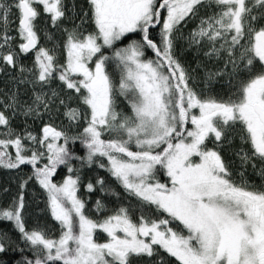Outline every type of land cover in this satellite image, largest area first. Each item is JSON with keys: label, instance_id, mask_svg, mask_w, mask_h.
<instances>
[{"label": "snow or ice", "instance_id": "snow-or-ice-1", "mask_svg": "<svg viewBox=\"0 0 264 264\" xmlns=\"http://www.w3.org/2000/svg\"><path fill=\"white\" fill-rule=\"evenodd\" d=\"M24 166L11 264H264V0H0V170Z\"/></svg>", "mask_w": 264, "mask_h": 264}, {"label": "trees", "instance_id": "trees-1", "mask_svg": "<svg viewBox=\"0 0 264 264\" xmlns=\"http://www.w3.org/2000/svg\"><path fill=\"white\" fill-rule=\"evenodd\" d=\"M195 23V22H194ZM194 23L189 24L188 29H191L194 26ZM153 54L151 51L147 53V56L151 57ZM178 55H180V58L182 61H187L189 63H192L194 66L193 61V53L187 52L183 48H181L178 45ZM121 107H125L123 102L121 101ZM125 111H127V108L125 107ZM31 169L29 166H24L23 172H10L6 170H0V204H6L12 196H14L18 191V176L19 175H26L30 173ZM105 176L107 178V174L102 170H97L93 168L92 170H86L85 176L86 178H92L95 175ZM60 177H58L59 179ZM163 179V178H162ZM112 183V181H109ZM7 188L9 191L7 193L4 192V189ZM119 190V189H118ZM81 195H85L84 190L81 189ZM99 193H96L95 195H92L91 199L88 202V208H92L93 201L97 198ZM45 194L44 192L39 188V186L35 183H30L27 190H26V217H27V225L29 228L39 224L41 226H46L51 231H55L56 224L51 219L50 215L45 209ZM90 215H94V213L89 212ZM6 225H0V227H4ZM13 239H16L18 241V236H16L15 233L12 234ZM103 239V237H101ZM18 256L15 253H9L4 256H0V260L8 261L9 264L15 259H17Z\"/></svg>", "mask_w": 264, "mask_h": 264}]
</instances>
